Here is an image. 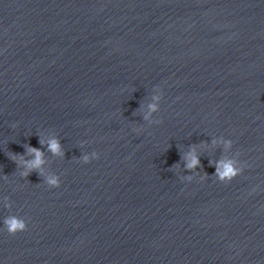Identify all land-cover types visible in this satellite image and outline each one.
I'll return each instance as SVG.
<instances>
[{
    "label": "water",
    "instance_id": "obj_1",
    "mask_svg": "<svg viewBox=\"0 0 264 264\" xmlns=\"http://www.w3.org/2000/svg\"><path fill=\"white\" fill-rule=\"evenodd\" d=\"M49 135L59 188L9 157ZM0 262L264 264V0H0Z\"/></svg>",
    "mask_w": 264,
    "mask_h": 264
},
{
    "label": "clouds",
    "instance_id": "obj_2",
    "mask_svg": "<svg viewBox=\"0 0 264 264\" xmlns=\"http://www.w3.org/2000/svg\"><path fill=\"white\" fill-rule=\"evenodd\" d=\"M163 99V92L160 88H156L151 95L150 102L146 106H142L143 120L149 123L158 124L161 121L154 119L155 114L160 111V104ZM15 127V125H13ZM42 148H36L30 144L24 145L26 152L25 154H15L11 153L9 155L20 169V175L23 178L29 177L33 172H38L43 178V182L46 183L51 188H59L61 186V178L49 172L46 169L48 161L45 158L44 148L48 152L52 153L53 156L58 158L65 157V150L63 144L59 137L55 135H49L47 137H40L39 140ZM222 145L226 152H230L233 147V141L230 139H225L223 137L213 138L212 146ZM239 154H237L238 157ZM83 163H90L94 159H99V154L97 152L83 153L80 157ZM185 171L190 173H198L196 170L201 168V157L196 146H192L188 152L184 154L183 157ZM212 166L216 169L214 176L218 178L220 182L230 183L240 176L243 172V165L238 158L232 156H227L220 161L210 162ZM205 173L203 178H207ZM184 180L191 182L195 179L194 175H187L182 177ZM7 180V177H4ZM4 206L11 209L12 203L8 198H4ZM4 230H6L10 235H17L28 230V223L25 219L17 215H9L3 219ZM2 264V262H0Z\"/></svg>",
    "mask_w": 264,
    "mask_h": 264
}]
</instances>
